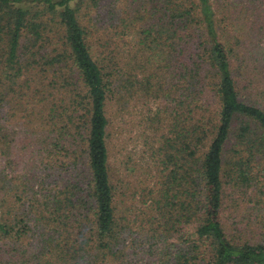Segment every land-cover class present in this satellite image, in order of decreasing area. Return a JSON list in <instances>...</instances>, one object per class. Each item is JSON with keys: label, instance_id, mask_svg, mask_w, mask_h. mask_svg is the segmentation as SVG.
<instances>
[{"label": "trees", "instance_id": "1", "mask_svg": "<svg viewBox=\"0 0 264 264\" xmlns=\"http://www.w3.org/2000/svg\"><path fill=\"white\" fill-rule=\"evenodd\" d=\"M74 1L0 0V264H264V0Z\"/></svg>", "mask_w": 264, "mask_h": 264}, {"label": "rangeland", "instance_id": "2", "mask_svg": "<svg viewBox=\"0 0 264 264\" xmlns=\"http://www.w3.org/2000/svg\"><path fill=\"white\" fill-rule=\"evenodd\" d=\"M79 0L72 2V6L77 8L78 6V20L84 29L89 30L92 42V52L96 54L98 51V42H109L108 40L113 37V42L117 45L111 43L113 49L124 48L125 43L118 36L114 34L118 29L112 28L109 18L113 17L118 19V14L120 11L118 0H97V2H92V0H80L81 3L77 4ZM121 2V1H120ZM95 4L97 7H95ZM110 114H111V145L116 146L117 158L120 160L122 157L130 156L133 163L138 159L141 161L142 157V139L138 138L140 130L142 127L139 125V118L142 113L146 111L143 101L131 98L130 104L125 107L124 111L118 112L115 107V102L110 104ZM129 137L134 140L130 141ZM118 164V162H117ZM143 166V164L141 165ZM122 169V167H120ZM133 248L129 250L130 254H133ZM138 252V251H137ZM132 255V264H152L148 261L141 260V256H136L137 254L149 255L147 252H139Z\"/></svg>", "mask_w": 264, "mask_h": 264}]
</instances>
